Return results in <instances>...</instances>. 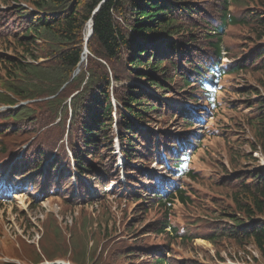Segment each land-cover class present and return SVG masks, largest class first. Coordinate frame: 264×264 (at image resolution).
I'll return each instance as SVG.
<instances>
[{"label": "trees", "instance_id": "1", "mask_svg": "<svg viewBox=\"0 0 264 264\" xmlns=\"http://www.w3.org/2000/svg\"><path fill=\"white\" fill-rule=\"evenodd\" d=\"M0 5L7 7L0 10L8 18L3 26L12 25L10 22L15 26L4 37L11 38L7 47L11 53L0 52L4 76L0 102L14 105L15 95L36 100L1 117L4 122L11 119L19 123L36 105H57L53 111L60 117L68 113V106L72 128L77 127L78 132L71 157L76 169L83 172L79 174L88 173L94 159L102 167V154L113 155L114 139L125 161L134 160L151 141H158L148 126L166 115L176 118L180 128L191 130L205 119L204 106L207 114L216 110L223 76L262 71L264 81V0H0ZM231 5L241 7L240 13L232 12ZM90 19L93 31L81 62L84 28ZM229 24L246 26L245 39L251 46L240 59L226 65L220 51L224 47L229 50L223 43ZM239 93L254 95L247 104L253 114L246 122L254 129L255 138L250 147L254 151L259 148L264 155V95L246 85ZM38 96L43 99H35ZM165 98L192 106L200 101L201 106L182 107L186 111L183 115L181 108L172 107ZM182 137L188 141H175L170 134L159 136V140L164 142L160 148L166 151V159L174 160L183 170L191 157L184 153L182 160L174 154L193 153V144L199 140L187 133ZM189 173L193 180V173ZM232 179L236 182L233 205L223 213L231 225L214 229L205 238L250 244L264 264V166L234 171ZM152 193L149 200H158L164 208L172 206L174 199L188 204L193 195L182 186L174 187L167 200ZM168 227L172 234H178L166 219L154 232L162 234ZM186 236L193 238L188 231L182 237ZM159 255L153 254L149 264H170Z\"/></svg>", "mask_w": 264, "mask_h": 264}, {"label": "rangeland", "instance_id": "2", "mask_svg": "<svg viewBox=\"0 0 264 264\" xmlns=\"http://www.w3.org/2000/svg\"><path fill=\"white\" fill-rule=\"evenodd\" d=\"M229 9L238 14L242 8L231 5ZM7 21L0 12V52L10 54L11 38L4 37L15 26L14 22L3 26ZM247 32L246 26L228 25L223 37L229 47L228 63L240 59L251 46L245 39ZM262 73L227 74L220 83L218 109L209 112L208 118L205 115L197 126L185 130L176 124V118L166 115L148 126L158 141H151L134 160L105 152L102 167L94 159V167L88 168L85 176L75 170L69 154L77 147L78 132L77 127L72 128L68 106V113L60 117L53 111L57 105L32 106L29 116L17 123L11 119L4 122L1 115L17 112L36 100L15 95L14 105L0 102V131L9 129L0 133V173L17 188L9 201L0 202V264H36L40 260V264H149L156 252L170 264H262L250 244L205 238L214 229L231 225L223 213L233 205L236 182L230 180L232 173L264 162L260 149L250 147L255 142L254 129L246 122L253 114L247 104L254 95L239 93L246 85L262 96ZM3 77L1 69L0 80ZM165 101L172 107L179 105L172 98ZM185 133L199 140L192 151L194 179L181 181L187 194L193 195L188 204L176 200L164 208L158 200H149L152 192H145L151 190L153 173L159 171L155 161L164 144L159 136L185 139ZM126 170L129 173L125 174ZM165 219L177 235L170 228L162 234L154 232ZM186 231L193 238L182 237Z\"/></svg>", "mask_w": 264, "mask_h": 264}, {"label": "water", "instance_id": "3", "mask_svg": "<svg viewBox=\"0 0 264 264\" xmlns=\"http://www.w3.org/2000/svg\"><path fill=\"white\" fill-rule=\"evenodd\" d=\"M97 9V8H96ZM96 11V10H95ZM92 24H93V22H92V19H90L89 20V22H88V32H87V35H86V37H85V41L88 39V37L91 35V33H92ZM86 51H87V49H86Z\"/></svg>", "mask_w": 264, "mask_h": 264}, {"label": "bare ground", "instance_id": "4", "mask_svg": "<svg viewBox=\"0 0 264 264\" xmlns=\"http://www.w3.org/2000/svg\"><path fill=\"white\" fill-rule=\"evenodd\" d=\"M88 29H89V28H88V27H86V29H85V30L89 31Z\"/></svg>", "mask_w": 264, "mask_h": 264}]
</instances>
